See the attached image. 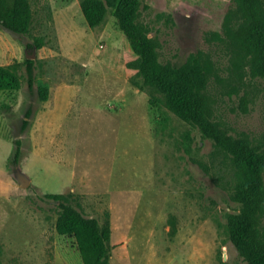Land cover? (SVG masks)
Returning <instances> with one entry per match:
<instances>
[{"label": "rangeland", "instance_id": "obj_1", "mask_svg": "<svg viewBox=\"0 0 264 264\" xmlns=\"http://www.w3.org/2000/svg\"><path fill=\"white\" fill-rule=\"evenodd\" d=\"M31 2L27 34L0 26V64L20 62L22 80L21 88L0 91V264H84L76 238L57 230L60 202L50 193L111 224L112 264H123L122 250L126 264H248L228 226L242 208L233 156L181 119L137 70L129 68L122 95L118 84L89 82L87 67L60 53L56 6L82 0ZM139 20L158 40L163 62L207 71L215 119L263 147L264 76L234 37L243 20L236 3L139 0ZM66 31L67 46L121 51L126 62V35L113 10L96 33L78 18ZM36 39L45 43L44 57ZM32 55L31 74L25 59ZM260 228L264 235V211Z\"/></svg>", "mask_w": 264, "mask_h": 264}, {"label": "trees", "instance_id": "obj_2", "mask_svg": "<svg viewBox=\"0 0 264 264\" xmlns=\"http://www.w3.org/2000/svg\"><path fill=\"white\" fill-rule=\"evenodd\" d=\"M242 13V22L234 37L252 56L255 73L264 76V0H233ZM83 13L92 28L102 25L110 10L126 35V65L138 71L145 83L166 96V102L181 119L197 126L222 149L229 152L238 169L234 198L241 203L239 212L228 219L231 239L248 264H264V235L260 217L264 211V146H254L248 138L240 137L223 127L214 116L206 94L207 71L197 63L176 67L165 63L158 53V40L146 24L139 20V0H82ZM34 10L31 0H0V26L24 35L32 27ZM45 43L36 39L40 48ZM36 59L27 57L25 63L32 74ZM20 62L0 64V90L22 86L18 72ZM32 80V79H31ZM42 100L49 96V86H41ZM27 122V120H25ZM15 160L21 149L17 140ZM47 196L59 201L57 230L76 238L84 264H110L112 228L98 218L86 216L69 203L64 193Z\"/></svg>", "mask_w": 264, "mask_h": 264}, {"label": "crops", "instance_id": "obj_3", "mask_svg": "<svg viewBox=\"0 0 264 264\" xmlns=\"http://www.w3.org/2000/svg\"><path fill=\"white\" fill-rule=\"evenodd\" d=\"M77 18L84 25L86 31L88 30L89 33H96V27L92 28L87 22L81 3L76 5L73 2H64L63 5L56 6L55 24L59 37L60 53L70 59L81 62L86 66L88 69L89 82H95L98 88H107L109 85L118 84L121 93H124L122 95H127L130 86V78L128 76L129 68L124 60L125 56L123 52L77 51V46L74 42L72 45L67 46V24L69 22H75ZM102 31L105 33L107 29L104 28ZM42 48L43 46L40 48L39 57H44L46 55V51L44 53L41 51ZM57 52L59 51H52L48 55H55ZM32 57L35 58L34 55H32ZM95 72H98L99 74L97 76L95 74L93 75ZM88 101H90L89 98ZM125 253L124 250L120 251V254L122 255L119 257V260L123 264L130 261V258L126 257ZM110 264H112L111 260ZM148 264H151V262Z\"/></svg>", "mask_w": 264, "mask_h": 264}, {"label": "built area", "instance_id": "obj_4", "mask_svg": "<svg viewBox=\"0 0 264 264\" xmlns=\"http://www.w3.org/2000/svg\"><path fill=\"white\" fill-rule=\"evenodd\" d=\"M101 46H104V44L102 43Z\"/></svg>", "mask_w": 264, "mask_h": 264}, {"label": "water", "instance_id": "obj_5", "mask_svg": "<svg viewBox=\"0 0 264 264\" xmlns=\"http://www.w3.org/2000/svg\"><path fill=\"white\" fill-rule=\"evenodd\" d=\"M30 57H32V56H30ZM28 181H25V183H27Z\"/></svg>", "mask_w": 264, "mask_h": 264}]
</instances>
